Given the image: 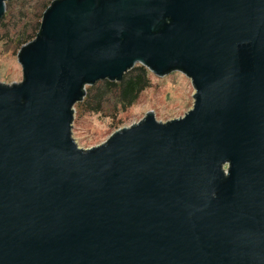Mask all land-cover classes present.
<instances>
[{"label": "water", "instance_id": "obj_1", "mask_svg": "<svg viewBox=\"0 0 264 264\" xmlns=\"http://www.w3.org/2000/svg\"><path fill=\"white\" fill-rule=\"evenodd\" d=\"M41 29L0 82V264H264V0H57ZM138 63L194 107L80 148L86 86Z\"/></svg>", "mask_w": 264, "mask_h": 264}, {"label": "trees", "instance_id": "obj_2", "mask_svg": "<svg viewBox=\"0 0 264 264\" xmlns=\"http://www.w3.org/2000/svg\"><path fill=\"white\" fill-rule=\"evenodd\" d=\"M57 0H9L5 2L6 15L0 21V43L7 47L15 45L19 52L31 44L41 33L45 14ZM147 66L140 63L128 74L123 83L107 80L95 87L85 89L84 103L75 108L79 117L101 115L109 119L113 130L120 129L121 115L127 113L152 87V79ZM154 74V73H153ZM155 75V74H154Z\"/></svg>", "mask_w": 264, "mask_h": 264}, {"label": "rangeland", "instance_id": "obj_3", "mask_svg": "<svg viewBox=\"0 0 264 264\" xmlns=\"http://www.w3.org/2000/svg\"><path fill=\"white\" fill-rule=\"evenodd\" d=\"M150 76L152 87L127 113L121 115L123 124L120 129L139 123L150 112L154 113L158 122L167 123L184 117L194 107L195 89L188 76L180 72L165 78L153 73ZM22 80L23 69L18 62V50L15 45L7 47L0 43V82L12 85ZM74 119L73 138L82 149L105 143L117 131L104 116L88 114L78 118L76 108Z\"/></svg>", "mask_w": 264, "mask_h": 264}, {"label": "built area", "instance_id": "obj_4", "mask_svg": "<svg viewBox=\"0 0 264 264\" xmlns=\"http://www.w3.org/2000/svg\"><path fill=\"white\" fill-rule=\"evenodd\" d=\"M86 88H87V86H86ZM224 170L226 171L227 170V167H225Z\"/></svg>", "mask_w": 264, "mask_h": 264}]
</instances>
